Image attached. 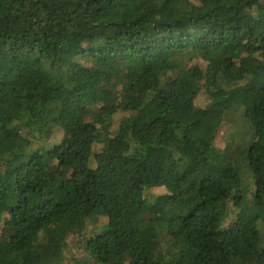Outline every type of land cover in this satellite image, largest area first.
<instances>
[{
    "label": "trees",
    "instance_id": "trees-1",
    "mask_svg": "<svg viewBox=\"0 0 264 264\" xmlns=\"http://www.w3.org/2000/svg\"><path fill=\"white\" fill-rule=\"evenodd\" d=\"M3 219L0 264H264V0H0Z\"/></svg>",
    "mask_w": 264,
    "mask_h": 264
},
{
    "label": "rangeland",
    "instance_id": "rangeland-1",
    "mask_svg": "<svg viewBox=\"0 0 264 264\" xmlns=\"http://www.w3.org/2000/svg\"><path fill=\"white\" fill-rule=\"evenodd\" d=\"M208 102V98L204 91H200L196 97V103L199 106H205ZM252 133V125L245 117L242 108H235L227 113L224 124L221 130L218 133L217 146L220 148H227L230 145V142H239L244 147H247L250 142ZM232 139V140H231ZM100 147V144H96L94 149L97 151ZM56 172L60 175H69L68 170L56 167ZM248 177V175H247ZM235 214V212H234ZM233 222V218L227 220L225 223L230 225ZM95 229L94 225H89L86 230L81 233H74L68 237V246L65 249L63 255L64 264H71L72 258L78 256L79 253L88 244V241L94 235ZM13 230L6 225V221L3 219L0 223V241L8 240Z\"/></svg>",
    "mask_w": 264,
    "mask_h": 264
}]
</instances>
